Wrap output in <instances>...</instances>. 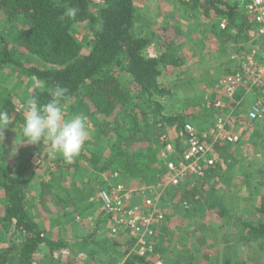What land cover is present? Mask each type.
<instances>
[{
  "label": "trees",
  "instance_id": "16d2710c",
  "mask_svg": "<svg viewBox=\"0 0 264 264\" xmlns=\"http://www.w3.org/2000/svg\"><path fill=\"white\" fill-rule=\"evenodd\" d=\"M135 1L0 0V26L9 34L0 35V69H16L23 78L34 81L26 102L28 109L22 110L28 116L23 137L31 132L36 135L38 154L48 146L52 148L43 156L37 155L39 163L58 148L54 135L44 126V122L60 104L74 97L78 98L77 106L88 109L89 116L101 122H96L99 135L114 134L123 146H128L131 140H140L138 133L144 135L150 127L169 124L182 129L190 121L186 118L190 113L166 111L168 105L165 101L174 92L162 84L159 77L162 66L173 62V59L164 60V57L176 51L169 53L166 50L158 56L149 53L154 39L138 32L141 15L137 12ZM181 2L192 4L191 8L195 10L202 8L206 16L211 9L215 10L219 17L229 20L230 26L238 27L242 38L253 28L252 18L245 14V10L227 0ZM79 23H83L89 33L90 38H86V41L79 40L75 34V25ZM214 25L219 27V24ZM224 35L230 36L227 31H224ZM85 48L89 50L84 52ZM124 76L129 77L135 89L131 90L123 83ZM15 107L9 95L0 94V125L10 123L17 110ZM73 109L76 107L73 106ZM112 116L113 119H107ZM127 116L132 117L130 122L126 120ZM130 128L134 129L132 134H129ZM49 139L51 141L48 143ZM121 144L117 147L118 154L124 150ZM150 145L152 150L149 157L141 159L145 162L142 168L138 162L129 159L125 163L123 158L117 160L118 155L113 152L110 162H115L121 168L119 171L123 172L125 180H129V177L140 183L159 180L164 172L161 167L163 161ZM111 147L113 149V144ZM61 171L56 173L60 175ZM50 173L52 176L56 174ZM218 174L219 167L209 171L205 180L209 181L211 175L216 178ZM37 179L35 169L28 164L22 168L0 165V192L3 195L0 196V233H9L8 238L0 240V264H37L36 257L42 246L49 248L51 253L70 249L77 254L87 255L88 260L80 264L99 261L102 252L108 260L116 255L125 257L124 264L148 263L145 257L130 253V241L124 236L114 237L103 228L102 224L107 219L103 211L91 234L74 241L50 236L33 218L27 206V193L35 189ZM60 181L42 180L41 187L49 192L55 189L60 202L65 203L69 194L64 192L66 189ZM213 188H208L210 193L207 195L211 194ZM189 194H182L181 200L188 214L197 211L199 203L196 193ZM259 210L264 211V198ZM242 223L245 230L242 239H254L264 247V223ZM121 244L127 245L126 248H120ZM154 254H158L157 247Z\"/></svg>",
  "mask_w": 264,
  "mask_h": 264
},
{
  "label": "rangeland",
  "instance_id": "374dc122",
  "mask_svg": "<svg viewBox=\"0 0 264 264\" xmlns=\"http://www.w3.org/2000/svg\"><path fill=\"white\" fill-rule=\"evenodd\" d=\"M141 1L142 0L135 1L137 12L142 17L141 9H143V6L147 4V7L145 8L147 10V17L140 18L138 23H142V30L147 36H151L152 30H154L155 26L154 20H160L161 22L162 19L170 17V14H173V10L170 11L168 9V0H147L146 2ZM227 1L231 4H234L233 2H230L232 0ZM191 6L192 4H185V10H178L177 13L174 14L176 20L183 23L177 25L173 30H163L160 35L166 40H172L173 44H171V52L176 51V53H185L182 49H179V47L182 46L183 48V45L186 42L191 39H196L195 43L192 41L191 44H188L187 51L196 53L194 56L203 54L204 57L202 56L199 58V60L192 59V64L195 62L194 67L188 65L185 69V73H187L186 70L191 71L188 75H193V77L182 79L183 76L179 77L173 73L177 79L179 78V80H183V83L180 84L182 87L175 91L171 96H168V99L166 98L167 100L165 102L166 104L171 105H181L178 109H181V107L186 104L183 107V110L190 109L195 113L199 110V113L201 106L213 98L210 97L208 99V96L206 95L207 92L205 94V91H200L198 88L201 86H206V82L209 81V78H211L213 72H219V68H223L224 66L223 63H221V56L223 53V51L220 50L221 48L214 51V58L211 56L212 51L205 52L206 44H208L207 40L211 39L212 41L216 42V45L221 46L223 41H226V36L222 32L218 31V28L212 24V20H209L208 27L205 28L202 35L193 38L195 35H197L198 30L201 31L200 21L202 18H205V13L202 8L198 7V9L195 10L191 8ZM211 13L215 14L216 11L211 9L207 16H210ZM220 18L223 19L226 17ZM231 28L238 29L236 26H232ZM1 34L9 36L6 29H3L0 26V35ZM75 34L80 38L79 40L81 41H86V38H90L89 33L83 23L75 25ZM157 34L159 35V31H157ZM176 34H178V36H175ZM189 35L191 37H189ZM222 45L223 48L226 49V46L229 45V43L226 45L225 42ZM88 50V48H85L84 52H87ZM187 63L188 62L184 60V64ZM208 72H211L212 74L210 75ZM164 78L166 79V82L167 80L172 79L169 76ZM26 79L28 80L27 77ZM26 79L23 78L21 73L16 69H11L9 67L0 69V94L5 96L9 95L16 105L15 110L17 109L16 113L12 115L11 120H9V124H7V122L5 124L4 122L0 125V165L22 168L24 165L28 164L30 165L31 169H35V174L38 176V179L34 183L36 184L35 189H32L29 191V193H27V206L33 218H35V220L47 230L50 236L63 239H70L77 234H84V236H86L88 235V232L90 233L94 230V228H96L98 219L100 218V214L102 212V203L99 198V193L101 190L111 183L115 184L117 182H122L126 184L137 185L141 182L131 177H129V180H125L123 178V172H120L121 168L116 166L115 162H110L112 159V152L113 154L116 153V155H118L116 157L117 160L120 161V159L123 158L125 163V160L129 159L134 162H138V165L140 164V167L142 168V163L145 162H143L141 159L146 157L148 158L149 153L152 150L150 149V143L152 144L153 148L158 150L157 154H159V150L161 148L160 142H162L161 130L150 127L147 129L146 134H144L145 138H143L144 135L140 132L138 133L141 138H139L140 140H131L128 146H123V144L120 143L121 141H118L117 138H115L114 134H101L100 136V129L97 124L101 122L95 118L92 119L89 116L90 113L88 109L86 110L84 107L77 106L78 98L74 97L63 104H60V106L54 110L53 114L50 115L44 122V126L48 127L51 133L54 135L58 148L52 152V155L49 158L39 163L40 159L37 158V155L43 156L52 148L48 146L45 150L39 152L38 154V152H36V135L32 134L31 132L26 135L27 137H23L22 132L25 123L28 120V116H25V112L22 110L28 105L26 102H28L29 89L34 84L32 79H30V81H26ZM1 80H3V83ZM122 80L126 86H130L129 89H135V85L134 83L131 84L129 77L124 76ZM189 80L195 87H197L195 91H191L192 89L189 87ZM186 87L188 89H186ZM239 95L240 91L237 92L236 97ZM254 98L255 96L253 94H248L246 101H252ZM190 101L191 105L189 104ZM73 106L76 107L75 110L73 109ZM172 111H174L173 108ZM24 117L25 119H22ZM209 118L211 119L212 115H209ZM107 119L111 120L113 119V116ZM201 119V116H194V118L190 121L194 123L200 121ZM126 120L130 122L132 117L127 116ZM96 122L98 123L96 124ZM133 131L134 129L130 128L129 134H132ZM136 137L138 136L136 135ZM49 141H51V139L48 140V143ZM254 142L260 143L259 139L255 140ZM112 144L113 149L111 147ZM118 144H121V148L124 149L120 154H118ZM229 147V144L226 142L225 144L222 143L219 147L223 152H220L221 156L223 157V162L220 164V166L223 164L225 165L219 168V174L214 181L223 178V172L225 173L227 170L224 168L228 163L229 156L227 155V149ZM260 148H262L260 152L261 163H264L263 144L260 146ZM232 157L234 158V156ZM59 168H61L62 171ZM57 171H61L62 173L59 175L56 173ZM50 172H54L56 174L52 176ZM113 174H117V176L111 177ZM262 175L264 176V174ZM53 179H61L60 182L66 189L64 192L69 194L66 195L68 200L65 203L60 202L61 198L58 197L57 191L55 189H53L52 192H49L47 188L45 189L44 187H41L42 180L47 182ZM157 181L158 180L153 182L148 181L147 183H156ZM209 183L212 185L214 184L210 180ZM225 185L228 186L227 184ZM85 187L88 189H85ZM226 192L222 193V191L219 190L218 194L216 195L221 196L223 194V196L226 197ZM208 193H210L208 188L202 187L198 195L202 198L200 201L203 205L200 207V204L198 203L200 208L197 211H193L192 213L188 214L187 217L183 218H181L180 215H177L176 218L168 222L167 227H165L164 223V225H161L158 229L159 231H157L158 235L155 241V248H159L161 246L167 253V260H164L165 263L161 264H180L182 263V258H188L190 259L191 264H195L200 250H202L203 257L206 259V261H202V263L224 264L222 261V254H224L223 251L225 250L223 247L224 245H221V240H215L212 236L214 233L209 229L205 230V226L203 225H208L209 223V226L213 227L212 229L217 230L218 226H216V222L210 223L208 220H211L215 217L216 209L219 210V212L220 210L225 209L222 207L224 201L217 199V197L211 194L207 195ZM212 194H214V190L212 191ZM0 196H3L2 191L0 192ZM241 201L242 199L238 201L239 204H237V202L233 204V208H236L237 205L238 208L240 206L239 209H236V212H243L244 210L241 207L247 205L243 204ZM173 205L174 204L171 206L170 201H168L165 197L163 209L166 212V219L167 215L171 214L173 211ZM260 205L261 203L259 206ZM208 207L210 208L209 210ZM177 209H179L177 212H180L181 207H177ZM200 213H202V215ZM171 224L176 227L169 229ZM241 228H243V223ZM171 230L180 231L183 239L185 242H187V246L184 248V250L179 252L180 246L177 249L178 238L181 237L178 236L177 232L171 233ZM206 233L208 234L207 237L205 235ZM99 235L100 234H97V236ZM239 235L240 239L243 235L242 231ZM208 236L210 237L209 239ZM8 237L9 233H0V240H3L4 238L6 239ZM100 237L103 238V236ZM183 239L181 238V240ZM184 240L182 242H184ZM222 242L224 243L226 241ZM171 246L173 250H170ZM216 250L218 252H215ZM262 252L264 253V251ZM227 253L229 256H225V260H227V264H230L233 262L231 261L232 252L228 249ZM100 255H102L101 257L99 256L100 260L96 261L94 264H110L108 257L104 252H102ZM78 257L81 258L79 254L71 251L70 249H60L51 253L49 248L42 246L40 252L37 254L36 262L37 264H72ZM152 258V256L148 258L149 260L147 261V264H157V259L152 260ZM113 263L121 264V262L118 263V261H113ZM113 263L111 262V264Z\"/></svg>",
  "mask_w": 264,
  "mask_h": 264
},
{
  "label": "crops",
  "instance_id": "0c3cea01",
  "mask_svg": "<svg viewBox=\"0 0 264 264\" xmlns=\"http://www.w3.org/2000/svg\"><path fill=\"white\" fill-rule=\"evenodd\" d=\"M146 1L147 0H142L141 2H146ZM184 5H185V3H182L181 0H168L167 7L170 11L173 10V12H172L173 14H170V17H168L166 19H162L161 22H160V20H154L155 26H154V30H152V35H151L154 39L153 40L154 42L152 44V47L149 50L150 54L158 56L159 54H162L166 50L171 52V44H173L172 40L164 39L163 37H161L160 33H162L163 30L164 31L173 30L177 25H180L181 23H183V22L176 20V18L174 17V14H176L178 10H182V9L185 10ZM146 7H147V4L143 6V9H141L142 10V12H141L142 17L141 18L147 17V15H146L147 10L145 9ZM204 16H205V18H202V20L200 21L201 31L198 30L197 35H195L193 38L199 37L202 35L205 28L208 27L209 20L213 21V23H212L213 25L220 23L221 18L218 17L217 13H215V14L211 13L210 16H206V15H204ZM185 24H187V23H185ZM216 27H218V26H216ZM142 28H143L142 23H139L137 26L138 32L143 34V35H146V33L142 30ZM157 31H159V35L157 34ZM218 31H220L224 34V31L221 30L220 27H218ZM148 36H150V35H148ZM175 36H178V34H176ZM189 37H191V36L189 35ZM195 40L196 39H194V40L191 39L183 45V48H182V46L179 47V49H182L185 53L178 52V53L172 54L171 56L166 55V57H164V60L170 58V59H173V62L172 63H170V62L166 63V64H164V66H162V73L159 77V80L161 79L160 82H162V84L167 86L169 89L173 90L172 93L177 91L178 89H180L182 87L180 84L183 83V80H179V78L177 79L176 76H179V77L183 76L182 79H187L189 77L190 78L193 77V75L192 76L188 75L191 71L186 70L187 73H185V69L187 68L188 65L194 67L195 62L192 64V61L193 60H199V58H201L203 56V54H199V56H194V54H196V53L187 51L188 44H191L192 41L195 43ZM207 42H208V44H206L205 52L212 51L211 56L213 58L215 57L214 51H216L220 48H221L220 50L223 51L222 56H221L222 57L221 63H223V65H224L223 68H219V70H218L219 72H217V73L213 72V74H212L211 72H208V74H210V75L212 74L213 76L211 75V78H209V81L206 82L207 87L200 85L201 87L198 88V90H200V91H205V94L207 92L206 95L208 96V99L210 97H212L213 99L208 100L206 104H203L200 108L199 113H198L199 110L196 113L190 109L183 110V107L186 104L183 105V107H181V109H178L181 106L179 104H177V105L167 104L168 107H167L166 111L168 113H180V112H183L184 114L190 113V115L188 117H186L190 120L193 119L194 116H201L202 119L200 121L194 122V124L201 130V132L204 135L203 137H205V139L209 140V138H210L209 137V130L212 127H214V123H215L216 112H215V108L213 106V103L215 102V98L217 96L216 84H217V81L219 80V78L223 74H225L227 72L236 71L238 69L237 63L235 61H230V56L235 51L234 48L236 47V44L238 43V41H235V40L231 39L230 37H226V41H223V43L226 42V45H227V43H229V45L226 46L227 50L225 48H223L222 42H221L222 43L221 46L216 45V42L212 41L211 39L207 40ZM186 53H188V54H186ZM184 60H186L188 63L184 64ZM177 67H179V68H177ZM173 73L176 76H174ZM166 76H169L172 79L167 80V82H166V79L164 78ZM168 81H170V82H168ZM185 84L187 85L186 82H185ZM189 84H190L189 87L192 89L191 91H193V90L195 91V89L197 87H195L191 83V81ZM203 84H205V83H203ZM186 89H188V88L186 87ZM245 92L246 91L244 90V88H242L240 90V95L242 96L244 94V96H245V99H244L245 100V106L244 105H242L241 107L236 106V110L234 111V116H232V118L229 122V125H228V129L232 130L233 132H238V134H240L241 141L239 142V144L232 145L227 149V155L229 156V158H228V163L226 164V166L224 168L227 170L225 173L223 172V178H221L217 181H214L215 178H213V175L209 176L210 181L214 183L213 185L210 184L209 181H207L205 179L200 180L199 178L196 179V181H193V180L184 181L178 187H172V188L168 189L169 192L168 193L166 192V196H165L166 199L168 201H170L171 206H172V204H174L173 205V211L171 212V214L167 215V219L165 222V227H167L168 222H170L171 220L176 218L177 215H180L181 218L188 216L187 211L184 210V206L181 204V200L183 199L182 194L184 195L186 193L187 195H190L189 193H196V198H198V201H199V204L201 207L203 205L202 202L200 201L202 198L198 195L200 190L202 189V187L209 188V187L214 186V188H213L214 194H212V191H211V195L217 197V199H219L221 201H224V203H223L224 205L222 204V207H224L225 209L221 208L223 210H220V212H219V210L216 209L215 217L211 220H208V222H210V223L216 222V226H218L217 230L212 229L213 227L209 226V223H208V225H206V224H203V225L205 226V230L209 229L210 231H212L214 233L212 236L214 237L215 240H221V245H224L223 247L225 248V250L223 251L224 254H222V261L224 262V264L228 263L227 260H225V256H229V254L227 253L228 249L232 252L231 261H233L232 263H234V264H264V253L262 252V251H264V247L261 246V243H259V241H256L254 239H252L250 241L246 240V239L245 240L241 239L245 235L244 225H243V228H241V226H242L241 221L242 220L249 222V223H252V224L264 223V211L262 212L259 210V204L263 202V198H264V176L262 175V174H264V163H261V154H260V152L262 150V148H260V146L262 144L264 146V123L258 122V121L255 123H251L245 117H242L240 115L243 112V109H246L248 107V105L251 102H253L254 99H256V97H255L252 101H246L247 95L251 94V93L246 92L247 93L246 94ZM189 104L191 105V101L189 102ZM172 108L174 109V111H172ZM209 115H212L211 119L209 118ZM153 129L161 130V136L166 135L170 140H172L173 144L176 147V150H175L176 154L173 153L172 156L174 158H178L180 153L182 152V150L185 147V145L183 143V141H184L183 137L180 135L181 128L178 129L177 126H174V125L171 126L169 124H165L163 126L153 127ZM257 139H259L260 143L254 142ZM160 143H161V145H160L161 148L159 150V154H157L158 150L155 149V152H156L157 157L159 159H161V153L165 147L164 146L165 144L163 142H160ZM222 143L225 144V141L219 140L217 147H218L220 152H222V150L219 147L221 146ZM246 146H249V147H246ZM232 156H234V158ZM229 161H230V163H229ZM157 162H159V161H157ZM223 165H225V164H223ZM223 165H221L219 168L223 167ZM162 166H163V164L161 165V167ZM203 183H205V184H203ZM208 183H209V185L207 186ZM225 184H227L228 186H226ZM138 185H140V183H138ZM219 190H221L222 193L227 191L225 193L226 197H224L223 194L221 196L216 195V194H218ZM174 193H175V195H173ZM240 199H242L241 202L243 204H247V205L246 206L244 205L241 207L244 210L243 212H241V211L236 212L237 211L236 209L240 208V206L238 208V205H237V204H239L238 201ZM228 201H230V202H228ZM235 202H237V204H236L237 207L233 208V204ZM199 204L197 203V206H196V208H198V209L200 208ZM177 207H181L180 212H177V210H179V209H177ZM209 209L210 208L208 207V210ZM167 213H170V212H167ZM200 214L202 215V213H200ZM168 216H170V217H168ZM174 227H176V226H173L171 224L169 229L174 228ZM241 231H242L243 236L239 239V237H240L239 234L241 233ZM92 232H94V230ZM92 232H90V233L88 232L87 234H91ZM175 232H177L178 236H180L183 239L180 231L171 230V233H175ZM205 235L207 237L208 234L206 233ZM82 236H84V234H82V235L77 234V235L73 236L72 238L66 239V240L74 241L76 239L81 238ZM181 238H178V242H177V245H178L177 249L180 246L179 252L184 250V248L187 246V242H185L184 239H183L184 242H182L183 240H181ZM209 238L210 237L208 236V239ZM205 240H206V238H205ZM222 241H226V242L223 243ZM121 245L122 246L119 245L120 248L123 247V249H124L125 245L124 244H121ZM157 250H158V254L157 255L154 254L152 256L153 257L152 260L160 258V260L163 261L162 263H165L164 260H167V253L165 252V250H163V248L161 246L159 248L157 247ZM170 250H173L172 246H171ZM215 252H218V251L216 250ZM241 253H243V254H241ZM80 257L81 258L78 257L76 259V261H77V262L75 261L76 264H80V263L88 260V256L85 254H81ZM168 257H169V255H168ZM146 260H149V259H146ZM108 261L110 264H111V262L113 263V261H118V263L121 262V264H124L125 257H120V256L116 255V256H114V258H112V260H108ZM181 261H182V263H180V264H191L190 259H188V258L187 259L182 258ZM202 261H206V259H204V257H203L202 250H200L198 253V259L195 261V264L196 263L206 264V263H202ZM92 262H89V263L91 264ZM232 263H230V264H232ZM92 264H94V263H92Z\"/></svg>",
  "mask_w": 264,
  "mask_h": 264
},
{
  "label": "built area",
  "instance_id": "2783aa9c",
  "mask_svg": "<svg viewBox=\"0 0 264 264\" xmlns=\"http://www.w3.org/2000/svg\"><path fill=\"white\" fill-rule=\"evenodd\" d=\"M230 2L245 10V14L252 18L253 28L242 38L239 29L231 28L227 18L220 20V29L238 41L230 56V61H235L238 69L223 74L217 81V96L213 103L215 123L209 130V140L189 121L180 132L185 147L177 159L172 156L176 150L172 140L166 135L161 136L165 144L161 153L164 172L156 183H111L99 193L101 209L107 217L103 228L114 237L124 236L130 241V253L146 259L154 255L157 231L166 221L163 205L167 190L184 181L206 179L209 171L220 167L223 157L217 147L219 140L229 146L241 141L240 134L228 129V125L236 106H245L244 94L236 97L242 88L256 99L240 115L251 123H264V0ZM114 176L117 174L111 175ZM156 261L162 263L160 258Z\"/></svg>",
  "mask_w": 264,
  "mask_h": 264
}]
</instances>
